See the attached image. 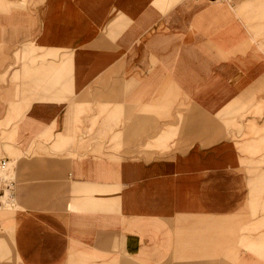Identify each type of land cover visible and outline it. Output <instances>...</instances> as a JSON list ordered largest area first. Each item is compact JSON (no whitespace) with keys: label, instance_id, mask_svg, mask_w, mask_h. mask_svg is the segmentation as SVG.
I'll use <instances>...</instances> for the list:
<instances>
[{"label":"crops","instance_id":"obj_1","mask_svg":"<svg viewBox=\"0 0 264 264\" xmlns=\"http://www.w3.org/2000/svg\"><path fill=\"white\" fill-rule=\"evenodd\" d=\"M259 6L0 0V264H264L217 117L264 87Z\"/></svg>","mask_w":264,"mask_h":264},{"label":"rangeland","instance_id":"obj_2","mask_svg":"<svg viewBox=\"0 0 264 264\" xmlns=\"http://www.w3.org/2000/svg\"><path fill=\"white\" fill-rule=\"evenodd\" d=\"M231 1L234 2L235 0ZM259 1L258 21H263L264 0ZM217 117L225 129L224 137L234 141L241 155L240 160L246 167L244 170L247 175L255 177L249 184V204L247 206L252 209L250 213L253 216L259 214L258 228L245 229L244 232L251 235L257 231L259 236L252 241H250L251 239H244L248 242L243 246L264 259V87L252 90L237 105L229 104L218 113ZM1 140L6 143L12 141L7 132H3ZM248 142L251 145H245ZM5 149L9 156H16L9 146L6 145ZM8 165L11 163L9 162ZM4 204L9 206V203ZM256 225L254 223L253 226Z\"/></svg>","mask_w":264,"mask_h":264},{"label":"built area","instance_id":"obj_3","mask_svg":"<svg viewBox=\"0 0 264 264\" xmlns=\"http://www.w3.org/2000/svg\"><path fill=\"white\" fill-rule=\"evenodd\" d=\"M9 161L0 158V203H9L12 199L14 177L9 172Z\"/></svg>","mask_w":264,"mask_h":264}]
</instances>
